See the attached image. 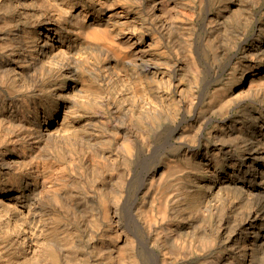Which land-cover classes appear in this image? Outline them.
Returning a JSON list of instances; mask_svg holds the SVG:
<instances>
[{
    "label": "bare ground",
    "instance_id": "obj_1",
    "mask_svg": "<svg viewBox=\"0 0 264 264\" xmlns=\"http://www.w3.org/2000/svg\"><path fill=\"white\" fill-rule=\"evenodd\" d=\"M0 264H264V0H0Z\"/></svg>",
    "mask_w": 264,
    "mask_h": 264
},
{
    "label": "rangeland",
    "instance_id": "obj_2",
    "mask_svg": "<svg viewBox=\"0 0 264 264\" xmlns=\"http://www.w3.org/2000/svg\"><path fill=\"white\" fill-rule=\"evenodd\" d=\"M42 40H43V39H41V42H40L41 45H42V43L44 42V41L42 42ZM188 116H190V115H188ZM190 118H191V116H190ZM199 122H200V121H199ZM207 129H208V125H207V124H204V125H203V131L206 132ZM166 145H167V146H166ZM163 146H164V147H163ZM195 147H196V148H201V147H202V144H197ZM172 149H174L173 146H170L168 143L165 144V145H161L160 148H158L157 151H155L156 153L153 154V157L151 158V160H152L153 162L161 163L160 161L163 160L162 157H163V156H167L170 152H173ZM156 155H157V156H156ZM154 158H155V159H154Z\"/></svg>",
    "mask_w": 264,
    "mask_h": 264
}]
</instances>
